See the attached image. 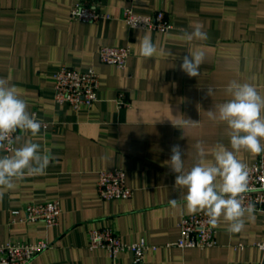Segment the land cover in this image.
<instances>
[{"label":"crops","instance_id":"crops-1","mask_svg":"<svg viewBox=\"0 0 264 264\" xmlns=\"http://www.w3.org/2000/svg\"><path fill=\"white\" fill-rule=\"evenodd\" d=\"M78 1L0 0V78L46 123L36 137L19 133L20 144L31 139L54 157L45 174L17 181L15 189L0 197V244L52 242L29 264H112L106 249L88 246L91 229L112 227L126 243L144 239L151 246L146 264L262 262L264 252L256 245L264 242L261 211L239 233L230 234L221 220L214 247L174 245L179 221L189 213L168 162L173 145L180 146L186 170L198 159V141L206 149L217 143L230 148L226 125L207 115L229 98L225 88L230 81L252 83L264 95V0H101V10L110 18L97 23L71 17ZM128 6L139 14L164 10L174 27L167 32L132 28L122 18ZM197 24L207 39L187 42L185 31ZM145 35L164 52L141 56L138 41ZM103 45L130 46L126 68L101 62ZM196 51L205 58L200 75L189 77L180 65ZM63 66L100 74L96 104L75 109L56 102L54 74ZM208 88L214 89L212 96ZM122 92L127 106L117 103ZM185 120L198 124L185 126ZM237 155L244 164L258 157L243 150ZM115 168L126 172L133 195L104 200L98 193L99 171ZM171 199L178 201L176 207ZM50 200L62 207L57 225L11 221V210ZM120 258L129 262L132 254L122 252Z\"/></svg>","mask_w":264,"mask_h":264},{"label":"clouds","instance_id":"clouds-1","mask_svg":"<svg viewBox=\"0 0 264 264\" xmlns=\"http://www.w3.org/2000/svg\"><path fill=\"white\" fill-rule=\"evenodd\" d=\"M184 39L187 42L204 41L207 33L202 25L197 24L191 32L185 31ZM138 43L140 55L144 58L164 52L148 35ZM204 58L202 51L189 52L183 57L180 69L189 77H198ZM225 92L229 98L214 105L207 115L210 120L226 125L230 148L217 143L206 149L203 142L198 141L195 144L198 159L186 170L180 146L173 145L168 163L177 174L175 186L182 190L187 212L203 213L213 228L223 220L228 225L227 231L234 234L244 229L246 220L254 219L255 206L251 203L245 205L249 169L237 154L242 150L253 155L264 154V95L252 83L237 80L230 81ZM213 93L214 89L208 88L207 94L212 96ZM183 124L194 126L198 123L185 120ZM41 127L42 122L28 110L26 100L21 98L17 89L0 78V152L7 150L9 153L0 155V197L15 189L17 181L45 174L54 159L50 150H42L38 142L28 139L20 144L22 135L17 133L36 137ZM16 144L20 146L13 147ZM209 154L211 160L207 158ZM169 203L176 207L178 201L171 199Z\"/></svg>","mask_w":264,"mask_h":264},{"label":"built area","instance_id":"built-area-1","mask_svg":"<svg viewBox=\"0 0 264 264\" xmlns=\"http://www.w3.org/2000/svg\"><path fill=\"white\" fill-rule=\"evenodd\" d=\"M71 17L82 22L97 23L102 19H109L110 15L101 10V0H79L71 10ZM122 18L130 27L146 31L167 32L174 27L171 17L164 10L139 14L133 7L128 6L123 8ZM132 53L130 46L103 45L99 48L101 62L122 69L126 68ZM100 81V74L93 68L77 70L63 66L54 74L55 100L59 104H69L75 109L92 107L99 100ZM117 103L119 106L129 105V100L123 92L119 93ZM40 121L42 125L46 124ZM7 154L9 153L5 150V155ZM246 165L250 180L249 191L245 194V205L251 203L255 206L254 212H264V154L258 155L254 163ZM98 193L104 200L128 199L132 197L133 190L127 185L126 172L122 168L103 169L99 171ZM61 214L62 207L58 200L28 202L21 208L11 210V221L13 223L39 221L48 226H55L59 223ZM179 228L180 236L174 242L176 247L204 249L214 247L218 243L217 230L207 223V217L203 213L184 214L179 221ZM88 238L89 248L106 249L112 264H146V253L151 249L144 239L133 243L124 242L112 227L91 229ZM256 245L264 252V242H258ZM52 246V242L47 239L35 242L11 240L2 243L0 264H29ZM122 252H131L132 260L129 262L121 260ZM230 264H263V261Z\"/></svg>","mask_w":264,"mask_h":264},{"label":"water","instance_id":"water-1","mask_svg":"<svg viewBox=\"0 0 264 264\" xmlns=\"http://www.w3.org/2000/svg\"><path fill=\"white\" fill-rule=\"evenodd\" d=\"M263 264H264V259H263Z\"/></svg>","mask_w":264,"mask_h":264}]
</instances>
